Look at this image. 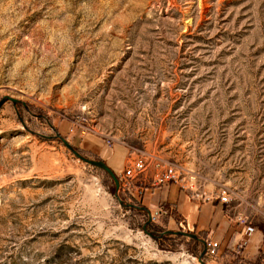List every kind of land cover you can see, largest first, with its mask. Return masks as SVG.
Here are the masks:
<instances>
[{"label":"rangeland","instance_id":"1","mask_svg":"<svg viewBox=\"0 0 264 264\" xmlns=\"http://www.w3.org/2000/svg\"><path fill=\"white\" fill-rule=\"evenodd\" d=\"M4 98L0 264H201L202 240L157 236L218 241L226 225L238 238L204 261L264 264V240L232 246L237 219L264 235V0H0ZM58 135L118 177L139 149L182 166L208 217L221 203L210 235L169 224L170 206L148 235V213L121 206Z\"/></svg>","mask_w":264,"mask_h":264},{"label":"built area","instance_id":"2","mask_svg":"<svg viewBox=\"0 0 264 264\" xmlns=\"http://www.w3.org/2000/svg\"><path fill=\"white\" fill-rule=\"evenodd\" d=\"M81 127V133L92 132V130L85 126ZM184 168L175 162L163 157L156 150L151 149H139L134 154H131L128 158L127 165L121 172L120 178V192L129 200L143 201L149 189L158 187L170 183L179 185L182 189L190 192V187L184 177ZM191 196L195 198L194 195ZM212 197H206V200H210ZM218 198L224 202H229V196L226 190H223ZM152 213V212H151ZM159 212L152 213V220L156 221ZM239 222L246 226L245 236L233 244L235 253H240L248 245L247 235L255 231L254 226L247 224L245 220L237 219ZM221 242L213 239H207L205 242L207 257L217 258L220 256L219 249Z\"/></svg>","mask_w":264,"mask_h":264},{"label":"crops","instance_id":"3","mask_svg":"<svg viewBox=\"0 0 264 264\" xmlns=\"http://www.w3.org/2000/svg\"><path fill=\"white\" fill-rule=\"evenodd\" d=\"M155 202L157 204L156 208H152L150 206L151 209H153V211H158L159 213H164L165 217L168 215L166 207L170 206L171 208H175L176 209V215L171 214L168 215V222L170 223H178L177 219L180 220V223L183 224L185 227H187V229H193L194 227L196 228V231L199 234H207L210 235V233L208 232L210 229V221L212 218V214L215 212L217 206L219 204H221L220 202H218L219 204L215 205L214 210L211 212L210 216L208 217V214L205 210V206H202L198 203H196L195 201H193L191 193L188 192L185 189H182L179 185L174 184V183H170V184H166V185H162V186H158V187H153L151 189H149V191L147 192L145 198L143 199L142 203L148 205H151ZM189 202L191 205L198 207V211L200 216L197 218V220L195 221H191L188 219V217L186 216V214H184V212L181 209V206L183 203H187ZM164 209V211H163ZM172 213V212H171ZM160 215V214H159ZM162 215V214H161ZM223 215V220H224V224L226 222L225 220V212L223 211L222 213ZM220 221L217 222V227L219 226ZM217 231V230H216ZM218 231H217V235L215 237H217V240L219 242H221V247L219 249L220 254L226 255L227 253V249L228 247H231V244L233 243L234 240H236V238H238L236 235L237 233L234 232V230L232 228L226 227L222 230V234L220 236V239L218 238ZM245 236V232H243L241 234V237ZM209 237V236H207ZM248 238V242L250 245L253 247H259L262 243H263V238L264 235L260 230H255L254 232H252L251 234L247 235ZM213 239V238H211ZM258 257V256H257Z\"/></svg>","mask_w":264,"mask_h":264},{"label":"water","instance_id":"4","mask_svg":"<svg viewBox=\"0 0 264 264\" xmlns=\"http://www.w3.org/2000/svg\"><path fill=\"white\" fill-rule=\"evenodd\" d=\"M9 98L11 101H13L14 103H19L20 100L18 99H15V98H12V97H7ZM6 100V98L2 99L0 101V107L1 105L4 103V101ZM62 141L65 143V145L71 149L73 151V153L79 157L80 159H82L83 161H85L86 163L94 166V167H97L101 170H103L110 178L111 180L113 181L114 183V186H115V197L118 201V203L125 207V208H129V209H135V210H140V211H145L148 213V221L143 225V230L148 234V235H151V236H156L154 235L152 232H150L147 227L149 225V223L152 221V213L145 207V206H140V205H137L135 203H132V202H128V201H125L121 196H120V179L119 177L116 175L115 171L103 160H97V159H92V158H88L84 155H82L81 153H79L77 150H75L71 144L63 137H61L60 135H58ZM164 234H171V235H178V236H185V237H190V238H193L195 240H202L203 243H204V250L202 251V253L199 255V261L201 264H207L205 261H204V257H205V254H206V248H205V242L206 240L204 239H200V237L196 234V233H192L190 231H184V230H166L164 232H161L159 233V235L157 237H162Z\"/></svg>","mask_w":264,"mask_h":264},{"label":"trees","instance_id":"5","mask_svg":"<svg viewBox=\"0 0 264 264\" xmlns=\"http://www.w3.org/2000/svg\"><path fill=\"white\" fill-rule=\"evenodd\" d=\"M111 191H112V193H115V186L113 185L112 186V188H111ZM121 196L124 198V199H126L127 200V198L121 193ZM133 210V212H135L136 210H134V209H132ZM171 210H172V214L174 215L175 213H176V209L175 208H171ZM138 213H140V214H142V212L141 211H137ZM136 213V212H135ZM261 259H263V256H261L260 257V260L257 262V263H262L261 261ZM256 263V264H257Z\"/></svg>","mask_w":264,"mask_h":264}]
</instances>
